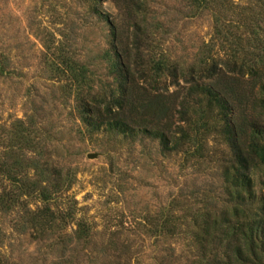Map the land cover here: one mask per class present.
<instances>
[{"label":"rangeland","instance_id":"obj_1","mask_svg":"<svg viewBox=\"0 0 264 264\" xmlns=\"http://www.w3.org/2000/svg\"><path fill=\"white\" fill-rule=\"evenodd\" d=\"M145 1V52L153 59L224 70L251 64L263 51L255 48L257 39L264 42L263 1ZM123 5L0 0V159L18 160L42 185L59 172L63 190L49 206L72 215L43 231L30 221L44 206L37 199L0 204V264H192L189 226L197 213L224 204L225 147L212 135L199 152H162L158 141L91 132L81 121L66 62L86 68L85 98L113 90L111 28L103 16L126 24ZM182 85L166 76L158 88L167 96ZM164 220L173 232L160 233ZM77 223L88 230L85 239L77 238Z\"/></svg>","mask_w":264,"mask_h":264},{"label":"trees","instance_id":"obj_2","mask_svg":"<svg viewBox=\"0 0 264 264\" xmlns=\"http://www.w3.org/2000/svg\"><path fill=\"white\" fill-rule=\"evenodd\" d=\"M93 1L96 7L106 0ZM122 1L126 24L119 27L103 16L111 28L106 58L115 88L85 98L86 68L66 62L81 121L91 132L105 130L158 141L162 152H185L190 147L199 152L200 142L212 135L225 147L221 160L224 204L209 206L194 217L188 228L191 262L264 264V42L256 40L255 48L263 51L248 65L233 64L223 70L216 63L201 62L184 68L145 52L149 47L146 1ZM192 1L205 7L212 0ZM166 76L175 84L181 79L183 85L164 96L158 84ZM173 118L180 124L174 125ZM55 175L54 181L42 185L41 178L28 177L18 160L0 159V179L7 186L0 191V204L9 209L22 196L35 198L44 206L29 213L32 225L52 229L56 221L72 217L49 206L63 190L59 172ZM77 226V238L85 239L88 230L81 223ZM158 228L164 233L175 227L164 220Z\"/></svg>","mask_w":264,"mask_h":264},{"label":"water","instance_id":"obj_3","mask_svg":"<svg viewBox=\"0 0 264 264\" xmlns=\"http://www.w3.org/2000/svg\"><path fill=\"white\" fill-rule=\"evenodd\" d=\"M95 157V154H89L88 155V158H94Z\"/></svg>","mask_w":264,"mask_h":264}]
</instances>
